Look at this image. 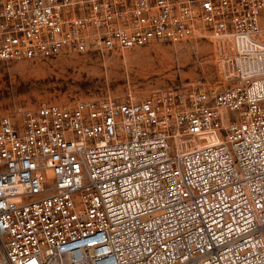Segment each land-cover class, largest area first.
Here are the masks:
<instances>
[{
    "label": "built area",
    "instance_id": "obj_1",
    "mask_svg": "<svg viewBox=\"0 0 264 264\" xmlns=\"http://www.w3.org/2000/svg\"><path fill=\"white\" fill-rule=\"evenodd\" d=\"M202 30L216 86L0 111V264H264V0H0V61Z\"/></svg>",
    "mask_w": 264,
    "mask_h": 264
},
{
    "label": "rangeland",
    "instance_id": "obj_2",
    "mask_svg": "<svg viewBox=\"0 0 264 264\" xmlns=\"http://www.w3.org/2000/svg\"><path fill=\"white\" fill-rule=\"evenodd\" d=\"M210 34L154 43L115 55L70 54L42 61H0V111L20 113L43 102L123 96L147 98L160 88L216 86Z\"/></svg>",
    "mask_w": 264,
    "mask_h": 264
}]
</instances>
